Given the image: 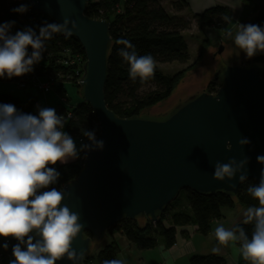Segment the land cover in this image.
Wrapping results in <instances>:
<instances>
[{
  "label": "water",
  "instance_id": "water-1",
  "mask_svg": "<svg viewBox=\"0 0 264 264\" xmlns=\"http://www.w3.org/2000/svg\"><path fill=\"white\" fill-rule=\"evenodd\" d=\"M87 2L28 0L33 11L57 23L64 18L75 21L72 36L85 56L78 94L96 117V139L104 141L102 150L84 151L79 174L60 189L66 194L63 203L80 215L83 230L72 247L83 258L103 246L102 241L92 243L86 232L100 240L123 219L146 217L156 222L182 190L235 196L242 183L239 174L231 181L213 180L216 162L247 157V180L256 183L264 167L257 162V156L264 155V64L250 63L264 53L247 58L233 41H219L199 68L183 76L168 99L141 117L118 118L104 100L109 24L88 18ZM218 75L221 85L216 92H202ZM241 138L250 143L239 146ZM83 258L76 264H82ZM56 264L73 262L65 258Z\"/></svg>",
  "mask_w": 264,
  "mask_h": 264
},
{
  "label": "clouds",
  "instance_id": "clouds-1",
  "mask_svg": "<svg viewBox=\"0 0 264 264\" xmlns=\"http://www.w3.org/2000/svg\"><path fill=\"white\" fill-rule=\"evenodd\" d=\"M230 6L235 9L240 5ZM11 11L23 14L28 5L21 4ZM223 20L233 22L227 15ZM14 24L15 21L0 23V78L11 79L32 72L46 51L45 42L54 34H63L67 39L77 27L75 21L64 18L62 23H45L38 33L26 27L12 34ZM225 35L247 58L264 53V26L238 23L235 32L227 29ZM115 43L123 45L118 55L128 65L130 80L139 79L143 83L154 76L156 61L151 54L138 55L135 46L124 38ZM64 127L65 117L58 115L55 108L38 106L37 114L33 115L18 111L13 104L0 103V238L16 241L11 247L13 259L8 264H56L65 258L76 264L83 258L72 247L83 230L80 215L63 203L65 191L50 186L60 176L54 167L58 162L75 160L81 151L102 150L104 141L96 139L94 130H83L82 135L89 143L81 142L78 147ZM249 143L247 138L238 140L239 146ZM257 162L264 165V155H258ZM247 163V157L216 162L212 178L231 181L239 174L238 181L243 182L248 179ZM247 192L259 205L249 206L243 213V224L253 225L251 236L243 227L228 229L220 224L213 233L218 246L212 252L218 253L219 246L231 243L238 246L237 251L247 264H264V167L259 182L249 185ZM8 247L7 242L0 244L4 250ZM102 264H124V261L105 259Z\"/></svg>",
  "mask_w": 264,
  "mask_h": 264
},
{
  "label": "trees",
  "instance_id": "trees-1",
  "mask_svg": "<svg viewBox=\"0 0 264 264\" xmlns=\"http://www.w3.org/2000/svg\"><path fill=\"white\" fill-rule=\"evenodd\" d=\"M168 0H88L85 7V15L90 19H103L109 24L108 34L110 44L107 52L106 79L104 85V100L109 110L114 115L122 119L138 118L142 114L161 102L168 99L176 86L181 81L183 71L175 75H164L159 69V65L179 63L188 61L187 45L182 32L190 27V20L169 14L162 3ZM246 3L250 0H240ZM21 4L28 5V11L23 14L14 13L12 9ZM170 8L175 13H180L187 9L188 5L184 0H170ZM255 9L256 15L251 20H244L246 24L252 23L264 26V9ZM227 15L232 18V13L228 8L214 7L201 14L193 15L192 20L199 29L214 27L218 30H226L229 23L223 20ZM15 21L11 28V33L31 27L39 31V27L45 23H57L47 15L37 13L32 10L28 0H0V23ZM241 23V24H242ZM119 38L129 40L136 48L138 55L151 54L156 61L155 73L152 78L141 83L139 79L132 81L128 77V65L118 55V50L123 45H117L115 41ZM46 51L42 54L39 63L33 66V71L20 77L0 78V82H9L24 85V88L32 87L34 79L45 78L58 73L66 74L70 72L67 67L59 63L69 55L84 52L78 41L73 37L65 38L63 34H54L53 38L45 42ZM29 53L31 48L28 49ZM257 60L264 61L263 57ZM255 61V62H256ZM264 79V69H262ZM148 84H155L159 90L149 92L139 96L142 87ZM218 87L211 84V91ZM80 89V87H77ZM57 93L63 92L60 88ZM0 103L13 104L22 113L37 114L39 99L36 96H27L25 100L17 99L8 94L0 93ZM57 114L70 113V117L65 119L64 131L73 138L87 141L83 137V130L95 131L98 134V123L92 110L81 101L74 107H59ZM84 154V151H81ZM60 176L55 185L61 187L76 178L82 168V162L74 161L66 164H56L54 166ZM256 184L252 180L243 181L235 196L217 192L213 195L200 194L191 190H182L177 197L164 207L158 214L157 221L151 222L149 218L137 217L134 220L123 219L111 229L105 231L100 240L93 239V236L86 232L87 237L92 238V243L102 241L103 246L96 252L89 251L83 258L82 264H102L105 259H118L119 247L113 234L120 235L139 251L152 250L162 245L164 249L171 248L176 241V229L186 226H195L197 233L207 236L214 221L220 220L223 209H233L236 205L247 209L249 206H259L247 192L249 185ZM49 190V189H45ZM235 226L243 227L249 237L253 229L251 224H243L241 219H236L231 228ZM230 228V229H231ZM187 237L185 233H182ZM7 242V250L0 248V260H4L11 254V247L16 241L8 238H0V244ZM92 247V246H91ZM238 247V246H237ZM188 264H226L224 256L219 253H212L205 256H191ZM237 264H247L241 259Z\"/></svg>",
  "mask_w": 264,
  "mask_h": 264
},
{
  "label": "rangeland",
  "instance_id": "rangeland-1",
  "mask_svg": "<svg viewBox=\"0 0 264 264\" xmlns=\"http://www.w3.org/2000/svg\"><path fill=\"white\" fill-rule=\"evenodd\" d=\"M169 1L170 0L164 1L162 3V6L169 14L182 16L190 20L189 29L182 32L183 38L187 45V52H188L189 59L184 64L171 63V64L159 65V69L161 73H163L164 75H175L176 73H179L182 71H183V76L192 73L195 69L200 67V65L203 62V57L207 53L208 50H210L213 47H217L220 42L224 44H230L232 42V40L230 38H227L225 35V32L227 29H231L233 32H235L238 27V23L241 24L242 21L246 20L247 18L248 20L253 19V17L256 15L255 9L259 7V5H261L260 8L264 9V0H250L246 3L241 2L242 3L241 10L239 11V13L235 14L234 19H232L233 22L229 24L226 30L221 31L214 27L199 29L195 25L191 17L188 16V14L185 13L182 15V12L177 13V14L173 12L172 9L170 8ZM260 57L264 58V56L260 55L252 59L250 63L251 64H256V63L264 64V61L255 60ZM244 63H249V61H244ZM211 83L213 82L209 81L206 88L201 89V91L203 92L205 90H209L210 92H212L213 90L212 91L210 90ZM60 89L63 92L57 93L55 91H52L49 94L43 96L42 94L38 93L36 89L33 87L22 89V88H19V86L14 83L0 82V93L1 94H8L20 100H25L27 96H36L39 99L40 106L42 107H52V108H55V110L58 109L59 107H64L68 109L70 107L76 106L81 101V97L78 94L79 88L72 85L71 83H66ZM156 90H159L158 86H156L155 84H148L140 89L139 96H143L149 92L156 91ZM61 99H64L65 102L61 101ZM76 161H79V158H77ZM236 208H240V209H224L223 212H233V214L238 213L236 215L237 216L236 219H241V222H243V213L242 214L239 213L240 212L239 210H242L243 208L241 207H236ZM243 210H244L243 212L246 211L245 208ZM199 236L200 237H197L198 240H201V241L208 240L209 241V239H206L201 235ZM225 249L227 250V247H225Z\"/></svg>",
  "mask_w": 264,
  "mask_h": 264
},
{
  "label": "crops",
  "instance_id": "crops-1",
  "mask_svg": "<svg viewBox=\"0 0 264 264\" xmlns=\"http://www.w3.org/2000/svg\"><path fill=\"white\" fill-rule=\"evenodd\" d=\"M184 1H186L188 7L187 9L182 11V15L186 13L189 17H191V19L193 15L201 14L204 11L214 7L228 8L232 12V19H234L235 14L239 13L242 7V3L240 0ZM234 3L239 4L240 6L234 9L230 6ZM74 140L78 143L79 147V141L76 138H74ZM74 161H76V159L70 160L68 163ZM58 164L61 163L58 162ZM236 207L241 206L236 205L233 209H240ZM243 209L239 210L240 214L244 213ZM223 210V217L220 220L214 221L211 225L209 234L207 236H203L204 238L209 239V241L198 240L197 237L200 236L197 233L196 227L186 226L176 229V241L171 248L164 249L162 245H159L157 248L152 250L139 251L133 245L129 244L124 237L113 234V238L116 240L119 247L118 259L123 260L124 264H188L191 256H205L212 254V248L218 246L213 235L215 228L220 224H223L225 228L230 229L232 224L236 221V215L238 214H233V212H223ZM182 233H185L187 237H184ZM219 247L220 251L218 253L224 256L226 264H237L241 259H243L237 251V247H233L231 243L228 246ZM225 247H227V250L225 249ZM100 248L101 247L92 250V252H96Z\"/></svg>",
  "mask_w": 264,
  "mask_h": 264
},
{
  "label": "built area",
  "instance_id": "built-area-1",
  "mask_svg": "<svg viewBox=\"0 0 264 264\" xmlns=\"http://www.w3.org/2000/svg\"><path fill=\"white\" fill-rule=\"evenodd\" d=\"M69 54H70L69 51L66 52L65 57L62 58L59 61V63L67 67L70 72L66 73L65 75L58 73L56 76L50 75L45 78L33 80L32 87L35 88L38 93L44 96L52 91L56 92V89L63 87L66 83H71L76 87H80V83L78 82L83 75L82 64L85 63V57H82V55L77 53L72 55ZM19 88L24 89V85L20 84ZM217 89L218 87H216V89L210 93L214 94ZM61 101L65 102L64 99H61ZM60 115H63L65 119L66 117L67 118L70 117L69 112H65V114H60ZM87 141L79 140L80 143L81 142L86 143ZM83 159H84V154L80 152L79 161L82 162ZM10 259H13L11 254H9L4 260H0V264H8V261Z\"/></svg>",
  "mask_w": 264,
  "mask_h": 264
},
{
  "label": "flooded vegetation",
  "instance_id": "flooded-vegetation-1",
  "mask_svg": "<svg viewBox=\"0 0 264 264\" xmlns=\"http://www.w3.org/2000/svg\"><path fill=\"white\" fill-rule=\"evenodd\" d=\"M243 63H244V62H243ZM244 65H245V66H250V63H244ZM262 69H263V68H262ZM220 77H221V76L218 75L216 78L213 79V80H214L213 83H214V84H217L218 87H220V85H221V84H220ZM211 84H212V83H211ZM203 92L210 93L209 90H205V91H203Z\"/></svg>",
  "mask_w": 264,
  "mask_h": 264
}]
</instances>
